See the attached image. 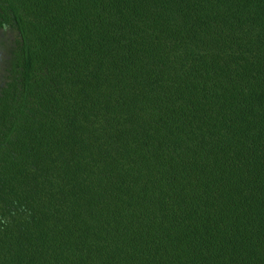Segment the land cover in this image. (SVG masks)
Masks as SVG:
<instances>
[{"label":"trees","instance_id":"16d2710c","mask_svg":"<svg viewBox=\"0 0 264 264\" xmlns=\"http://www.w3.org/2000/svg\"><path fill=\"white\" fill-rule=\"evenodd\" d=\"M0 264H264V0H0Z\"/></svg>","mask_w":264,"mask_h":264},{"label":"rangeland","instance_id":"374dc122","mask_svg":"<svg viewBox=\"0 0 264 264\" xmlns=\"http://www.w3.org/2000/svg\"><path fill=\"white\" fill-rule=\"evenodd\" d=\"M7 37H8L7 32H6V31H2V30H0V41H1V40H2V41H6ZM5 45H6L5 43L0 42V58H1V54H2V52L4 51V46H5ZM0 62H1V61H0Z\"/></svg>","mask_w":264,"mask_h":264}]
</instances>
